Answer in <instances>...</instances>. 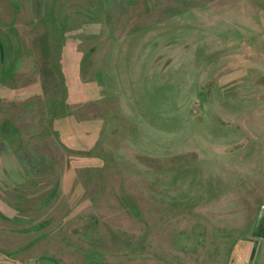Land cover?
Returning <instances> with one entry per match:
<instances>
[{
	"label": "rangeland",
	"instance_id": "rangeland-1",
	"mask_svg": "<svg viewBox=\"0 0 264 264\" xmlns=\"http://www.w3.org/2000/svg\"><path fill=\"white\" fill-rule=\"evenodd\" d=\"M264 208V0H0V264H232Z\"/></svg>",
	"mask_w": 264,
	"mask_h": 264
},
{
	"label": "crops",
	"instance_id": "crops-1",
	"mask_svg": "<svg viewBox=\"0 0 264 264\" xmlns=\"http://www.w3.org/2000/svg\"><path fill=\"white\" fill-rule=\"evenodd\" d=\"M232 264H264V208L257 214L253 228V241L240 246Z\"/></svg>",
	"mask_w": 264,
	"mask_h": 264
}]
</instances>
